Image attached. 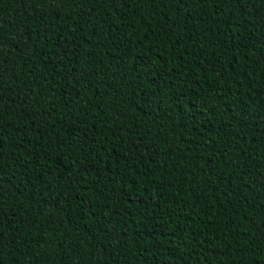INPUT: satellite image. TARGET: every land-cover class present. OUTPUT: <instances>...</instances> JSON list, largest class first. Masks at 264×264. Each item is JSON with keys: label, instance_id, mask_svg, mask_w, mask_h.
Masks as SVG:
<instances>
[{"label": "trees", "instance_id": "1", "mask_svg": "<svg viewBox=\"0 0 264 264\" xmlns=\"http://www.w3.org/2000/svg\"><path fill=\"white\" fill-rule=\"evenodd\" d=\"M0 264H264V0H0Z\"/></svg>", "mask_w": 264, "mask_h": 264}]
</instances>
